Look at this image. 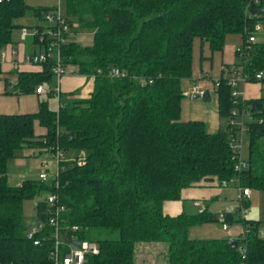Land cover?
I'll return each instance as SVG.
<instances>
[{
	"label": "trees",
	"instance_id": "obj_1",
	"mask_svg": "<svg viewBox=\"0 0 264 264\" xmlns=\"http://www.w3.org/2000/svg\"><path fill=\"white\" fill-rule=\"evenodd\" d=\"M65 4L70 28L69 38L60 45L62 65L73 63L78 73L93 77V88L84 96L74 90L56 91V80L46 86L50 91L45 94L57 97V109L41 98L35 112L0 113V263L50 264L52 237L40 244L27 238L22 202L57 192L65 204L63 219L79 225L80 237L98 244L99 251L87 254L84 264H264L259 221L243 218L244 231L232 239L237 241L234 247L226 237L188 235L191 224L209 219L206 208L191 210L182 199L180 213L162 210L163 201L181 199L184 187L200 181L226 184L236 177L237 186L264 189V94L245 100L256 119L245 121L248 156L235 169L239 150L232 148L230 134L240 126L230 123L234 104L228 82L233 71L247 81H256L255 73L264 72V40H248L256 23L264 25V13H252L250 6L264 8V0ZM49 9L26 0H0V48L12 41L13 29L21 27L19 17L30 14L38 21L30 25L43 29V13ZM74 26L90 29L91 42L71 37ZM230 33L241 34L242 44L215 88L223 120L210 132L204 121L179 119L182 80L191 74L195 36L214 50L223 48ZM54 62L49 58L40 70H18L14 91L31 92L50 82ZM260 80L264 82V76ZM35 120L44 128L42 133L35 132ZM23 147L51 154L61 149L73 156L60 161L57 184L39 178L11 184L8 161ZM79 156L83 162H77ZM248 204L243 198L241 206ZM45 208L44 198L36 201V221L48 235ZM156 244L165 245L159 258L154 257L159 252Z\"/></svg>",
	"mask_w": 264,
	"mask_h": 264
},
{
	"label": "crops",
	"instance_id": "obj_2",
	"mask_svg": "<svg viewBox=\"0 0 264 264\" xmlns=\"http://www.w3.org/2000/svg\"><path fill=\"white\" fill-rule=\"evenodd\" d=\"M36 22L38 21L33 18L31 22H23L21 24L30 25ZM42 23L44 26L46 25L45 21ZM19 37L20 41H16L12 35V41L3 47L5 57L0 60V113L35 112L39 107L40 94L42 93H36L35 91L16 92L13 89V85L17 80L18 70H40L42 68L41 63L30 62L26 59L25 55L31 52L43 51L44 47L37 43L32 35L22 39L20 36V27ZM241 44L242 37L239 33L227 34L223 48L214 50L211 49L207 40L198 36L194 37L192 44L191 74L182 80L183 96L180 100V120L204 121L207 130L210 132L219 128L223 119L218 111L215 88L221 76L226 74L228 66L235 62V51ZM78 74L80 77L67 75L63 72L59 78V91H72L76 85L79 86L76 89H78L80 94L84 92L88 94L93 88V77H88L82 73ZM62 82L63 85H61ZM261 86H263L261 81H247L240 84L245 99H252L251 97L253 95L257 98L260 97L263 94V92L261 93L259 91ZM192 87L201 89L203 93L193 97V93L188 94L186 92L188 88ZM206 91L210 94V100L204 97ZM34 128L37 133L44 131V128L36 120L34 122ZM220 189V183L216 179L213 181H200L196 185L184 187L181 190V199H168L163 201L162 210L164 213L170 215L180 213L183 209L182 199L187 200V205L191 210H198V206L193 203L195 200H198L204 208H207L209 197L213 196L211 194H215L217 191L218 194ZM247 199L249 204L245 212L241 208L235 210L230 206L231 208L226 212V219L229 220L228 222L226 221V228H223L222 222L218 218L215 219V221L221 222V229L225 231L221 235L222 237L232 240L240 236L244 231V227L243 231H241V227L239 230L236 229L235 232L230 233L227 231L229 229V223L233 221L240 222L243 218H249L259 221V234L264 238V189L250 187V194ZM236 211L240 213L237 214ZM213 215L216 216L217 213Z\"/></svg>",
	"mask_w": 264,
	"mask_h": 264
},
{
	"label": "built area",
	"instance_id": "obj_3",
	"mask_svg": "<svg viewBox=\"0 0 264 264\" xmlns=\"http://www.w3.org/2000/svg\"><path fill=\"white\" fill-rule=\"evenodd\" d=\"M43 20L46 23V27L39 29L36 25H21L20 36L22 39L32 35L37 36L38 41L45 43V48L43 51L31 52L25 55L26 59L32 63H41L49 58H52L54 62V73L57 76V85L55 90L59 91V78L64 72V67L62 65L61 55H60V45L69 38V24L64 17V12L60 5V0L58 3L48 11L43 13ZM257 24V25H256ZM255 24V29H259V24ZM257 39V34L255 32L248 36L249 41H255ZM14 51V50H12ZM5 57V50L0 48V60ZM263 76V71H257L255 73L256 81H261ZM231 86V96L234 107L231 109L230 123L233 125H239L240 129L245 123L244 115L251 113L249 104L246 103V99L243 97L242 89L240 84L247 82L245 76L238 71H233L228 80ZM262 82V81H261ZM264 87V82H262ZM50 91L49 87L43 84H38L35 87L36 93H46ZM188 94L194 92L203 91L197 87L188 88L186 91ZM232 137L231 146L233 149H238L236 144L237 132L230 134ZM51 156L55 159V169L54 173L46 167L48 164L47 159L44 157L42 160L44 169H42L38 178L43 181H55L60 169V161L65 159L63 150L57 149ZM83 156L76 157L77 162H83ZM244 165L243 162L239 160L235 164V169H239ZM57 181V180H56ZM55 181V182H56ZM57 184V182H56ZM238 198L242 201L243 198L249 197L250 187L249 186H239ZM46 202L45 212L47 213V224L50 227L49 234L45 233L44 227H42V222L34 221L31 222L27 227L26 236L34 244H40L45 237H52V246L49 250L50 264H84L86 261V256L89 253H97L99 251L98 244L95 240L83 238L78 235L79 225L76 223H67L63 217L62 213L65 210V204H63L58 197L57 192L47 193L44 197ZM193 203L198 206V211H202L204 207L198 200L193 201ZM248 206H241L243 212L247 211ZM218 219L222 222L223 228L227 227L226 223V213H219ZM38 222L40 225L38 226ZM243 251V248L241 249ZM0 264H15L13 262L0 263Z\"/></svg>",
	"mask_w": 264,
	"mask_h": 264
},
{
	"label": "rangeland",
	"instance_id": "obj_4",
	"mask_svg": "<svg viewBox=\"0 0 264 264\" xmlns=\"http://www.w3.org/2000/svg\"><path fill=\"white\" fill-rule=\"evenodd\" d=\"M29 4L32 5H41V6H47L50 8H53L57 3L58 0H26ZM60 5L63 11H65V0H60ZM32 17L30 14L25 15L23 17H19L16 21L18 23H29L32 21ZM259 29H255L254 26V32L257 34V38L259 40H264V25L258 23ZM257 25V24H256ZM72 37L80 41L82 44H88L91 42V35L92 31L90 29H86L83 27H72L71 33ZM13 39L16 41H20L19 37V27H15L12 31ZM64 73L67 75H74L77 77H80L77 70L76 65L73 63H67L64 66ZM82 78V77H81ZM84 79V78H83ZM57 80V76L55 75L50 82L44 83L45 86H53L55 85ZM63 85V82L61 83ZM79 86L75 85L76 92L80 96H84L87 93L84 92L83 94H80L78 89H76ZM259 91L264 94V87L261 86V89ZM62 92H68L62 90ZM41 98H47L49 102V106L51 108L57 109L58 100L55 95H52L48 97L45 93L40 94ZM252 99L257 98L256 96H252ZM256 119V116L254 114L248 113L244 115V120L246 122L254 121ZM248 141H249V131L247 130V124H243L241 129L237 131V139L236 144L239 150V159L241 162L245 163L248 156ZM72 153H66L65 158L67 160L71 159ZM46 158L48 161L47 168L50 170L51 173H54L55 169V159L51 156V153L48 151H44L42 153L38 152L37 147H23L16 150V156L11 158L8 161L7 165V173H8V181L11 184L18 183L23 178H38L39 172L44 169L42 160L43 158ZM236 177H233L232 180L228 181L226 184L221 185L220 184V192L217 194H211L213 196L209 197V204L207 205L206 212L210 214L214 213H226L228 212L229 208H233L237 210L238 208H241V201L237 197L238 195V186L236 184ZM45 197L44 194H37L33 197L25 198L22 202V209H23V216L24 221L26 224H30L31 222H34L36 220V214H35V203L39 199H43ZM231 206V207H230ZM236 213H240L236 211ZM218 217V215H216ZM243 220V219H242ZM233 221L229 223V229L228 232H235V230H239L242 227L243 231V221ZM225 231H222L221 229V222L206 219L201 222L193 223L188 229V235L190 237H197V238H215V237H222L221 235ZM227 232V233H228ZM157 251L156 255L154 257L159 258V255L162 256L161 251H163L164 246L162 244H156ZM153 248V247H152ZM140 251V250H138ZM142 251V250H141ZM149 253L152 252V249L148 250ZM156 251V252H157ZM161 253V254H160ZM160 256V257H161ZM155 264H162V262H157Z\"/></svg>",
	"mask_w": 264,
	"mask_h": 264
},
{
	"label": "water",
	"instance_id": "obj_5",
	"mask_svg": "<svg viewBox=\"0 0 264 264\" xmlns=\"http://www.w3.org/2000/svg\"><path fill=\"white\" fill-rule=\"evenodd\" d=\"M250 11H251L252 13H264V8H255V7H253V6H250ZM198 94H200V93H199V92H194L192 96H193V97H196V96H198ZM204 97H205V99L210 100V94H209L208 91H206V92L204 93ZM251 108H253V109L257 108V101H256V100L253 101V103L251 104ZM258 132H260V130H259ZM221 184L224 185V182H221ZM208 218H209L210 220H215V219H217V217H216L215 215H213V214H209ZM37 224H38V226H39V225H40V222H38ZM236 244H237V241H235V240H231V245H232V246L235 247Z\"/></svg>",
	"mask_w": 264,
	"mask_h": 264
}]
</instances>
